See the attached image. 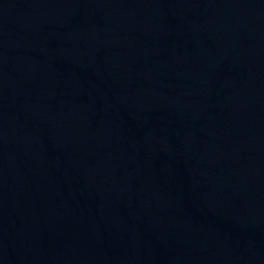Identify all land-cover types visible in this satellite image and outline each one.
<instances>
[{
    "label": "water",
    "instance_id": "95a60500",
    "mask_svg": "<svg viewBox=\"0 0 264 264\" xmlns=\"http://www.w3.org/2000/svg\"><path fill=\"white\" fill-rule=\"evenodd\" d=\"M0 264H264V0H0Z\"/></svg>",
    "mask_w": 264,
    "mask_h": 264
}]
</instances>
